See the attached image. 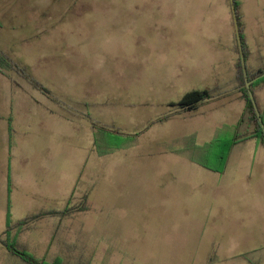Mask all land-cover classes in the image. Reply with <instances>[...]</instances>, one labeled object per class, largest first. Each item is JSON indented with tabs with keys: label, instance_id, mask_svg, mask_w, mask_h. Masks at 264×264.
Here are the masks:
<instances>
[{
	"label": "rangeland",
	"instance_id": "obj_1",
	"mask_svg": "<svg viewBox=\"0 0 264 264\" xmlns=\"http://www.w3.org/2000/svg\"><path fill=\"white\" fill-rule=\"evenodd\" d=\"M165 3L0 0V90L6 102L2 106L0 101V235L8 211L14 225L35 210L62 211L73 194L68 216H47L17 231L35 258H60L64 264H243L237 257L242 254L240 234L246 230L252 186L239 154L251 145L236 147L223 174L205 169L199 163L217 166L209 153L216 145L206 134L189 140L188 120L155 123L169 109L153 94L145 93L146 104L134 94V48L150 28L129 26L130 12L124 17L121 12L136 7L135 19L142 24L154 7ZM235 12L246 66L264 63V1L247 0L244 10L237 7ZM204 16V29L168 27L170 36L183 37L181 51L168 58L142 52V73L162 65L172 70L165 82L177 72L203 87L213 69L227 70L232 10H207ZM86 27L103 33L105 41L93 45L96 52L86 41ZM2 56L25 69L54 99L32 90ZM20 79L27 96L15 86L11 92L12 82ZM141 87L151 91L143 76ZM37 98L76 121L74 129L57 131L54 123L44 124V111L39 122L30 119L39 111ZM79 103L89 106L84 109L88 121L108 136L109 144L123 143L121 147L101 154L91 146L92 134L86 130L91 125L80 119L85 114ZM45 143L55 147L47 150ZM82 204L86 210L76 212ZM0 264L26 263L10 256L0 242Z\"/></svg>",
	"mask_w": 264,
	"mask_h": 264
},
{
	"label": "crops",
	"instance_id": "obj_2",
	"mask_svg": "<svg viewBox=\"0 0 264 264\" xmlns=\"http://www.w3.org/2000/svg\"><path fill=\"white\" fill-rule=\"evenodd\" d=\"M234 1V0H233ZM237 3V7L239 10H244V6L246 5L247 0H235ZM264 1V0H262ZM166 6L163 7H154L152 11L149 13V19L142 23L140 19H135V11L139 12L136 7H130L133 9L123 10L122 17H124L123 13L130 12L127 15V23L131 27H140L148 26L150 28V33L147 37H143L140 41L137 42L136 47L134 48L133 57H137L138 68L133 72V79L134 81V94L146 104L145 93L153 94V97H156V101L160 103L163 107H167V113L164 117H168L161 122L155 121V123H162V122H169L172 120L181 119L183 121H187L190 123L189 125V132L187 133L186 137L189 140H193L194 138L203 137L202 135L206 134L207 139L212 142L213 145H216L213 149H209V153L213 155L214 160L217 162V158L222 151V145L228 144L231 139H233L236 135V126L238 121L240 120L245 103L241 98L240 93L238 92V83L236 79V62H237V55L235 52L236 48V34L233 19L231 17V47L225 48L228 54L232 57L230 58V67L225 71H211L209 73V78L207 79L208 84L206 86L200 87V84L197 86H193L188 81L184 80V73H182V79L179 73H173L175 75V79H172L169 82H165L163 78L167 77V75L172 70H165L162 65L157 67V71H148L143 72L141 70V62L140 58L142 55L148 54L151 57L152 53L159 54L160 56L163 55L166 58L172 57L173 55L179 53V44L183 41V37H173L170 36L169 32L167 31L168 27H175L176 25L189 27L191 25H196V27L203 28L206 25L204 13L208 11H215L231 12V5L230 0H166ZM104 12H108V8L103 9ZM236 10V9H235ZM205 11V12H204ZM109 12H116L114 10H109ZM193 12H196L194 16H191ZM204 12V13H203ZM179 15V19L176 17ZM189 17H196V21L188 20ZM211 17V14H210ZM87 36L86 41L90 46V50L94 51L93 45H98L100 41L103 40V33L100 30L93 29L90 31L87 27ZM95 35L96 37H93ZM141 35V31L139 32V36ZM89 36V37H88ZM203 40V39H202ZM96 49V47H95ZM142 52L146 53L143 54ZM247 70L254 73L264 67V63L254 64L252 63L251 66H246ZM143 78L149 83V88L151 91H143L141 87V80ZM198 77V76H197ZM264 77V76H261ZM199 82V81H198ZM197 82V83H198ZM13 87L11 86V92L15 90L14 86L19 88L17 91L20 93L25 94L27 96V91L24 90L22 85L26 86L23 83V80H17L16 82H12ZM4 86L1 85L0 89H3ZM32 90L37 91L36 89L32 88ZM201 90H209L217 93V95L207 101L200 103L195 109L187 111L181 110L175 106L186 94L193 92V91H201ZM4 90H0V101L3 103L2 106L6 105L5 100L1 98L4 94ZM38 94H41L42 97H47L43 93L37 91ZM87 93H91L90 90H86ZM160 93V94H158ZM254 98L258 107V110L264 119V83H261L254 89ZM40 96V95H38ZM150 99V96H148ZM48 98V97H47ZM46 100V99H45ZM82 100V99H81ZM155 100V99H154ZM37 105H39V111H33L31 113L30 119L34 122L37 119V122L42 120V111H44V115L48 116L44 118V124L47 122H52L56 125L57 131L61 129H74V126L77 125V122L70 121L67 119V115L61 114L58 109L53 110L49 106L50 104L45 102L41 103V99L37 98L34 100ZM82 113L85 114L80 118L83 122L87 125L86 130L91 131L92 134V144L91 146L94 148H98L102 152L101 154L105 153L107 148H119L122 146L123 143H112L109 144L108 136L105 135L103 132L98 131L97 126H93L88 120V108L89 106L84 104H78ZM51 118V119H50ZM53 119V120H52ZM160 119V120H161ZM22 122V121H21ZM89 122V123H88ZM23 123V122H22ZM35 124V123H33ZM104 127V126H103ZM103 127L101 130L103 131ZM90 129V130H89ZM188 129V128H187ZM185 130V133L187 132ZM224 131L223 133H221ZM252 127L245 123L241 127L239 134L241 136V140L236 143L230 150L229 156L226 161V166L228 163L233 162V154L236 147L242 145L250 144L251 148L248 150H243L240 154V162L243 163V167L247 172L249 179H250V187L252 186L251 190V200H250V211L247 217L246 223V230L240 234V242L242 247L240 248V257L243 264H264V146H262L256 139H245V137L251 135ZM39 135H36L38 142ZM45 135L48 137L51 135L47 130L45 131ZM48 139V138H47ZM46 149L53 148L55 145L52 143H45ZM98 145V146H97ZM113 145V146H112ZM97 146V147H96ZM207 149V147L205 148ZM218 163V162H217ZM205 169H208L212 172L217 174H223L225 172L224 167L222 172H216L213 168L210 169L204 163H199ZM210 167V166H209ZM241 167V166H240ZM238 167V168H240ZM9 191V186H8ZM73 199V194H71L70 198L68 199L67 205L63 207L65 209L67 206L70 208L71 201ZM86 207V206H80ZM8 208V206H7ZM62 209V210H63ZM72 209V208H70ZM77 210V209H76ZM86 210V208H85ZM84 210V211H85ZM61 210H49L44 211L35 210L34 213H31L30 216L23 218L17 221L14 225L12 230V235L17 236V241L20 247L27 251L26 243L23 245L21 243L20 235L18 234V230L21 228L23 231H26L30 228V226L37 221L42 220L43 218L50 216V217H57L56 212H60ZM9 212V211H8ZM7 212V213H8ZM82 212V211H76ZM7 218V217H6ZM22 220H27V223L23 225H19L18 223ZM59 223L56 226L58 227ZM16 229V230H15ZM55 229V230H56ZM6 230V228H5ZM4 230V231H5ZM4 231L1 233L4 235Z\"/></svg>",
	"mask_w": 264,
	"mask_h": 264
},
{
	"label": "trees",
	"instance_id": "obj_3",
	"mask_svg": "<svg viewBox=\"0 0 264 264\" xmlns=\"http://www.w3.org/2000/svg\"><path fill=\"white\" fill-rule=\"evenodd\" d=\"M234 7L235 9L237 8V3L234 0ZM237 16V21H238V26H239V33H240V38H241V42H242V50H243V54H244V59L246 60L247 58V52H246V48H245V44L242 38V28L240 26L239 23V16L238 14H236ZM235 52L236 54L239 56L238 54V46H237V42H236V48H235ZM2 58L6 61L7 64H9V66L18 69L17 65L12 63L9 59H7L6 57ZM18 72L20 73V75L26 79L30 85H32V87L34 89H36L37 91L43 93L44 95H46L48 98L50 99H54L53 96L51 95V93L45 89L43 86H41L38 82L32 80L30 78V76L27 74V71L25 69H18ZM262 75H264V67H262V69L258 70L257 72H250L247 70V80L248 81H252L251 85H250V90L252 93H254V89L259 86L261 83H264V77H261ZM236 79H237V83H238V92L241 95L242 100L245 103V107H244V111L243 114L240 118V120L237 123L236 126V135L233 139H231V141L226 144V145H222V151L219 154L218 158H217V166L216 167H208L210 169H214L216 170V172H222L224 167L226 166V161L227 158L229 156V152L231 150V148L238 143L241 140V136L239 134V131L241 129V127L243 126V124L247 123L252 127V133L251 135L245 137V139H256L262 146H264V129H262L261 125L258 122V118L255 114V111L253 109V106L251 104V101L249 99L248 96V92H247V88L245 87V78L243 75V71H242V67H241V63H240V58L238 57V61L236 62ZM217 95V93L213 92V91H209V90H201V91H193L190 92L188 94H186L177 104H174L172 106H175L181 110H193L195 109L200 103L210 100L212 98H214ZM55 102L58 103V101L55 99ZM59 104V103H58ZM261 115V114H260ZM168 117H164L162 120L167 119ZM262 118V116H261ZM93 126H96L95 124H92ZM85 208L81 207L78 208L75 211H84ZM72 209H70L68 206L63 209L60 212H56L54 214L57 215H61V216H68L69 214H71ZM27 223V220H22L20 221L18 224L19 225H23ZM13 226L12 223L10 221V217H9V212L7 213V218H6V231L4 232L3 235V239L0 240L2 246L4 247V249L7 251V253L12 256L15 257L17 259H19L20 261L26 263V264H64L62 259H58L55 258L52 261H48L46 260V258H42V259H37L34 256L30 255L25 249H23L22 247H20V245L18 244L17 241V236L16 235H12V230H13Z\"/></svg>",
	"mask_w": 264,
	"mask_h": 264
},
{
	"label": "water",
	"instance_id": "obj_4",
	"mask_svg": "<svg viewBox=\"0 0 264 264\" xmlns=\"http://www.w3.org/2000/svg\"><path fill=\"white\" fill-rule=\"evenodd\" d=\"M230 5H231V10H232V18H233V23H234V28H235V34H236V42H237V46H238V54H239V58H240V63H241L243 75H244V78L246 81L245 87L247 88L248 96H249V99H250L251 104L253 106V109L255 111V114L258 118V122L261 125L262 129H264V120H262V118H261L260 112L258 110L256 101L254 98V95L250 90V85H251L252 81L247 80V69H246L244 54H243V50H242V42H241V38H240L238 21H237V16H236L233 0H230ZM262 76H264V75H262Z\"/></svg>",
	"mask_w": 264,
	"mask_h": 264
}]
</instances>
